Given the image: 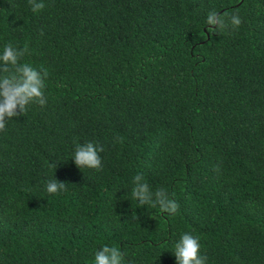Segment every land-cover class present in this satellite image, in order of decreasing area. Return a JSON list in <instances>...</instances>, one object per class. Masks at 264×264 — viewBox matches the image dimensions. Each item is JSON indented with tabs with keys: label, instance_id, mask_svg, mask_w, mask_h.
<instances>
[{
	"label": "trees",
	"instance_id": "16d2710c",
	"mask_svg": "<svg viewBox=\"0 0 264 264\" xmlns=\"http://www.w3.org/2000/svg\"><path fill=\"white\" fill-rule=\"evenodd\" d=\"M0 0V52L47 69L44 106L0 131V264H264V0ZM237 13L213 31L207 15ZM102 145L79 169L76 144ZM179 209L140 205L133 178ZM57 179L66 190L49 194Z\"/></svg>",
	"mask_w": 264,
	"mask_h": 264
},
{
	"label": "clouds",
	"instance_id": "9594fccd",
	"mask_svg": "<svg viewBox=\"0 0 264 264\" xmlns=\"http://www.w3.org/2000/svg\"><path fill=\"white\" fill-rule=\"evenodd\" d=\"M31 10L37 12L44 8L43 3L29 0ZM242 23L239 15H219L212 11L207 15L206 24L213 31L227 29L230 26L238 28ZM28 53V48H17L11 43L4 45L0 52V131L5 130L6 121L13 117L25 115L32 104L44 106L47 103L45 96L47 69H37L30 63L22 62ZM104 151L102 145L91 141L76 144L73 158L79 169H95L103 167L100 153ZM134 187L132 197L140 205L150 204L159 206L161 212L175 215L179 209L178 203L170 198L163 189L152 191L142 174L133 178ZM49 194H58L66 190V183L57 179L49 180L46 185ZM200 238L190 232H184L175 242L173 253L176 264H205L206 256L200 254ZM124 254L116 246L104 245L94 254V264H123Z\"/></svg>",
	"mask_w": 264,
	"mask_h": 264
}]
</instances>
